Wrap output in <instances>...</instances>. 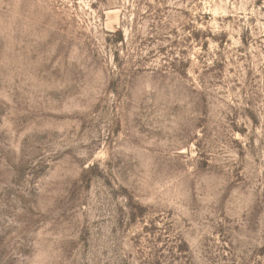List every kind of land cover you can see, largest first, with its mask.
<instances>
[{"label":"rangeland","instance_id":"obj_1","mask_svg":"<svg viewBox=\"0 0 264 264\" xmlns=\"http://www.w3.org/2000/svg\"><path fill=\"white\" fill-rule=\"evenodd\" d=\"M0 264H264V0H0Z\"/></svg>","mask_w":264,"mask_h":264}]
</instances>
